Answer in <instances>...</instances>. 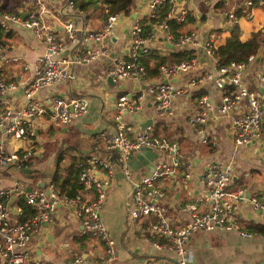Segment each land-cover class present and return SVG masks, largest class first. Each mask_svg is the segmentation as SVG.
Returning a JSON list of instances; mask_svg holds the SVG:
<instances>
[{
	"label": "crops",
	"instance_id": "0c3cea01",
	"mask_svg": "<svg viewBox=\"0 0 264 264\" xmlns=\"http://www.w3.org/2000/svg\"><path fill=\"white\" fill-rule=\"evenodd\" d=\"M56 17H50L55 22L58 35L68 41L63 23L74 20L77 25H85L90 29H98L102 25L104 9L98 4L96 10L88 12L73 9L67 5L68 0H46ZM34 6L33 0H25L21 11ZM99 6V7H98ZM177 8L187 10L186 18L178 27L179 33L194 32L195 41L182 49L170 47L165 41L163 30L152 23L149 35L151 49L165 55L177 50H191L199 59L196 69L178 73L172 79L177 85H185V81L197 73H212L215 71V55L206 53L204 42L212 39L214 47L224 43L230 36L233 25L238 26L239 38L246 40L254 31L263 30L264 7L255 5L248 8L244 0H175ZM235 7L240 16L237 23H231L223 16L222 9ZM60 11V12H59ZM63 11V12H62ZM65 11V12H64ZM251 15L247 16L246 13ZM151 12L150 0H135L130 15H124L116 31V40L110 44L112 56H100L91 63H78L72 67L75 74L57 85L45 87L38 91L35 98L48 105V112L31 117L35 134L28 139L7 138L0 126V141H4L9 151L32 150V155L26 162V167L4 166L0 164V189H10L8 202L12 220H20L19 200L32 188H49L57 169L56 160L65 153L63 161L66 164H79L87 161L89 156L97 154L100 159L109 163L110 167L101 165L97 171L98 178L107 180L105 185L106 198L102 203V219L108 226L116 241V258L111 264H178L174 252L156 248V240L149 229L154 217L132 219L128 215V200L132 184L125 177L122 161L118 151L105 147H96L97 133L116 124V101L123 92L134 93L145 86L146 80L136 81L132 78L111 80L108 76L118 58L126 57L127 50L133 39V24ZM154 12V11H153ZM133 14L135 15L133 17ZM120 19V18H119ZM190 20V22H189ZM180 23V22H179ZM118 26V24H117ZM10 29L15 31L9 40L11 47L2 50L0 58V79L16 81L20 87L9 90L6 97L14 108H19L25 101L27 83L34 75L40 57L45 52V45L30 31L20 25ZM253 61L245 71L247 89L258 93L262 102V134L264 139V88L256 80V73L264 71V43ZM72 51V46L66 48L65 54ZM27 65V67H26ZM149 81L164 80L160 73L148 77ZM189 97L180 96L168 112L155 114L152 103L146 100L143 109L135 114L124 115V121L130 126V136L140 133L161 135L176 140L179 144L180 163L175 172L163 175V196L157 200L168 210V216L173 226L181 225L187 219V213L182 210L186 201L201 196L204 190L200 175L214 161L231 162L230 186L232 190L244 188L245 197L240 201L237 220L242 230L250 231V236L242 235L237 230L215 228L210 231H195L186 239V248L191 257L188 264H264V217L260 209L255 208L250 198L264 197V140L260 136L252 138L248 143L238 145L233 149L232 116L238 109L228 114H220V89L213 79L206 78L199 85L190 88ZM208 94L213 102L212 117L201 125L206 141H201L194 128L188 122V116L198 110L193 97ZM85 95L89 106L85 113L75 117L68 123H55L50 118L55 97L72 98ZM244 107L245 100L242 101ZM148 117L153 122L140 125ZM146 127V128H145ZM253 141V142H252ZM138 153V152H137ZM170 163L169 158L165 157ZM155 163V161H153ZM141 167L137 171L132 168L133 177L137 178L149 170ZM1 200V198H0ZM200 208H205L199 205ZM26 220V219H24ZM30 255L42 259L49 264H62L77 254L90 259L100 260L103 246L93 237L84 235L79 230L76 218V208L73 204L60 203L52 220L45 223L36 233L29 245ZM6 261L0 253V264Z\"/></svg>",
	"mask_w": 264,
	"mask_h": 264
},
{
	"label": "built area",
	"instance_id": "2783aa9c",
	"mask_svg": "<svg viewBox=\"0 0 264 264\" xmlns=\"http://www.w3.org/2000/svg\"><path fill=\"white\" fill-rule=\"evenodd\" d=\"M34 6L23 13L3 11L0 8V27L10 29L14 25H20L30 31L45 45V52L39 59L34 75L30 78L25 89V101L20 107L14 108L6 97L9 90H16L20 84L16 81L0 79V126L4 129L7 138L31 140L35 134L31 117L48 112V105L35 98L39 90L57 85L75 74L72 67L78 63H91L100 56L111 57L110 35L115 32L119 18L124 14H110L103 18L102 25L98 29H90L85 25H77L74 20H66L63 23L67 35V42L57 33L55 22H50V17H56L46 3V0H33ZM165 0H150L151 12L154 14L156 7ZM169 9L164 18L158 19L153 24L162 29L164 40L172 43L175 48L182 49L185 45L195 41L194 32L179 33L174 36L170 31L168 19L183 22L187 10L177 8L175 0H167ZM214 2L215 0H205ZM25 2V1H24ZM248 8L255 5L264 7V0H244ZM73 9L72 1H68ZM60 12V11H59ZM63 12V11H62ZM65 12V11H64ZM247 12V11H246ZM223 16L231 23H237L240 16L235 7L222 9ZM247 16L251 13L247 12ZM264 28V25H263ZM133 39L127 50V56L118 58L110 73L114 80L132 78L136 81L146 80L145 86L134 93L123 92L116 101V124L101 129L96 137V147H105L118 151L125 177L131 182L129 195L128 215L132 219L154 217L149 223L150 231L156 235L153 244L156 248L172 251L176 254L178 264H188L191 257L186 248L187 237L195 231H210L215 228L225 230H237L242 235L250 236V231L242 230L237 220L240 201L244 194V188L232 190L230 186L231 162L220 163L214 161L200 175L204 190L201 196L186 201L182 210L187 213V219L181 225L173 226L167 208L158 202L157 198L163 196L162 178L169 172H175L180 163L179 144L176 140L161 135H153L147 132L135 137L130 136V126L124 121L126 114L140 112L145 106L146 100L152 103L154 113L160 114L171 110L173 103L180 96L190 98L192 87L199 85L206 78H211L220 89V105L218 112L228 114L235 109L238 112L232 116L233 149L238 145L248 143L255 136L258 138L262 130V102L258 93L247 89L245 71L254 59L250 55L246 61H231L228 64H215V71L209 74L197 73L185 81V85H177L172 78L178 73L196 69L199 59L196 55L188 60H180L173 63H165L159 66V73L166 81H149L146 77L145 67L139 63L138 56L151 49L148 36L142 35V28L138 21L133 24ZM12 43L6 42L0 46V58H3L2 50L11 47ZM72 46V51L65 54L66 48ZM206 53L214 56V44L212 39L204 42ZM214 60L217 62L216 57ZM27 67V65H26ZM256 80L261 88H264V71L256 73ZM173 81V82H172ZM198 110L188 116V122L194 128L201 141H206L201 125L211 119L213 102L208 94H202L196 99ZM244 107L239 110L242 101ZM89 101L85 95L66 98L55 97L50 118L55 123H68L75 117L81 116L88 109ZM150 126L147 125V128ZM146 128V127H145ZM260 138H262L260 136ZM142 147H150L156 151L154 167L135 178L132 168L128 164L131 154L139 152ZM32 155V150L9 151L4 141H0V164L4 166L26 167V162ZM169 158V162L165 159ZM81 189L75 197L60 195L57 187L51 180L49 188H32L25 193L24 201L33 205L35 213L26 220H12L8 205L11 190L0 189V253L5 259V264H49L48 262L34 258L30 255L29 245L34 233L45 223L52 220L54 212L60 203L73 204L76 208V218L79 222V230L84 235L93 237L103 246V254L100 260L90 259L85 255L77 254L67 259L62 264H111L116 258V241L104 220L102 219V203L106 198L105 185L107 180L98 178L97 171L101 165L110 167L109 163L100 159L97 154L89 156L87 161L80 162ZM251 204L260 209L264 217V197L253 196ZM199 205L205 208H200Z\"/></svg>",
	"mask_w": 264,
	"mask_h": 264
},
{
	"label": "trees",
	"instance_id": "16d2710c",
	"mask_svg": "<svg viewBox=\"0 0 264 264\" xmlns=\"http://www.w3.org/2000/svg\"><path fill=\"white\" fill-rule=\"evenodd\" d=\"M25 0H0V8L3 11L22 13L19 8L23 6ZM69 1V0H68ZM73 2L75 8L83 12L96 10L95 6L98 4L104 9L103 18H106L110 14L130 15L135 0H70ZM98 6V7H99ZM169 9V2L167 0L160 3L154 10L152 16H145L139 19L138 22L142 28V35L148 36L152 30V23L158 19L165 17ZM238 12V11H237ZM239 13V12H238ZM240 14V13H239ZM170 31L174 36H178V27L182 22H177L175 19L167 20ZM190 22V20H189ZM15 31L13 29H5L0 27V46L14 36ZM264 43V31H254L249 38L241 40L239 38V30L237 25H233L232 31L229 37L226 38L224 43L214 47V55L217 59L218 65L228 64L231 61H246L250 55H257L261 49V45ZM194 54L191 50H177L169 52L168 54H161L155 49H149L148 52L142 53L138 56V61L146 69V77H152L159 74V66L165 63H173L180 60H188L193 57ZM65 153H61L56 160L57 169L53 174V182L57 187L60 195H67L68 197H75L80 189V172L81 165L79 164H66L62 158ZM19 216L20 220L27 219L35 213V209L32 204L24 201L23 198L19 200Z\"/></svg>",
	"mask_w": 264,
	"mask_h": 264
},
{
	"label": "water",
	"instance_id": "95a60500",
	"mask_svg": "<svg viewBox=\"0 0 264 264\" xmlns=\"http://www.w3.org/2000/svg\"><path fill=\"white\" fill-rule=\"evenodd\" d=\"M29 11H25L22 16L25 17L26 15H28ZM135 15L133 14V17ZM120 21H122V17L119 19ZM112 40H116V33L113 32L110 35ZM170 47H173V45L169 44ZM111 78H113V76L110 74L108 76V79L111 80ZM173 80V79H172ZM164 81H166V79H164ZM137 117H139V115L135 114ZM153 122V118L152 117H148L147 119H145L143 122H141L140 125H148L150 123ZM256 138V137H255ZM254 140V139H252ZM264 139L259 138V141H262ZM253 142V141H252ZM158 153H156V151L152 150L150 147H142L140 148L138 153L135 154H131L130 158L128 160V164L130 165L131 168H133L134 171H137L138 168L141 167H150V169H152L154 167V163L153 161L155 160L156 156Z\"/></svg>",
	"mask_w": 264,
	"mask_h": 264
},
{
	"label": "rangeland",
	"instance_id": "374dc122",
	"mask_svg": "<svg viewBox=\"0 0 264 264\" xmlns=\"http://www.w3.org/2000/svg\"><path fill=\"white\" fill-rule=\"evenodd\" d=\"M46 3H47V2H46ZM47 5H48V4H47ZM50 9H51V7H50ZM51 10H53V9H51ZM52 23H53V22H52ZM121 23H122V22H119V23H118V26H117V28H116V31H117V32H119V27H120V24H121ZM169 139H170V138H169Z\"/></svg>",
	"mask_w": 264,
	"mask_h": 264
},
{
	"label": "clouds",
	"instance_id": "9594fccd",
	"mask_svg": "<svg viewBox=\"0 0 264 264\" xmlns=\"http://www.w3.org/2000/svg\"><path fill=\"white\" fill-rule=\"evenodd\" d=\"M24 11H25V10H24ZM24 11H23V12H24ZM23 12H22V13H23ZM52 181H53V179H52Z\"/></svg>",
	"mask_w": 264,
	"mask_h": 264
}]
</instances>
